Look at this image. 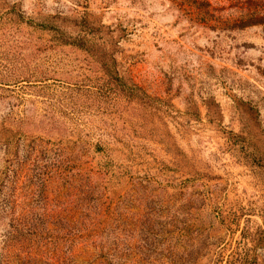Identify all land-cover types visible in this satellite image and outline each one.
Listing matches in <instances>:
<instances>
[{"label": "rangeland", "instance_id": "obj_1", "mask_svg": "<svg viewBox=\"0 0 264 264\" xmlns=\"http://www.w3.org/2000/svg\"><path fill=\"white\" fill-rule=\"evenodd\" d=\"M0 264H264V0H0Z\"/></svg>", "mask_w": 264, "mask_h": 264}, {"label": "trees", "instance_id": "obj_2", "mask_svg": "<svg viewBox=\"0 0 264 264\" xmlns=\"http://www.w3.org/2000/svg\"><path fill=\"white\" fill-rule=\"evenodd\" d=\"M250 25H251V23L248 22V24H244V25H241V26H239V27H247V26H250Z\"/></svg>", "mask_w": 264, "mask_h": 264}]
</instances>
